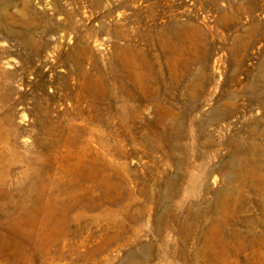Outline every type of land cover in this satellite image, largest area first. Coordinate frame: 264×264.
Segmentation results:
<instances>
[{
	"label": "rangeland",
	"instance_id": "rangeland-1",
	"mask_svg": "<svg viewBox=\"0 0 264 264\" xmlns=\"http://www.w3.org/2000/svg\"><path fill=\"white\" fill-rule=\"evenodd\" d=\"M0 264H264V0H0Z\"/></svg>",
	"mask_w": 264,
	"mask_h": 264
}]
</instances>
